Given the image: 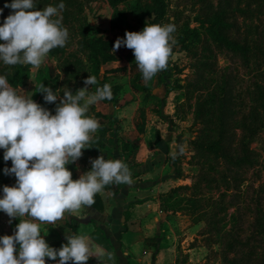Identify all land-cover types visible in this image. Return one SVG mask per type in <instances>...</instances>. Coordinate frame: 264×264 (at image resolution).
Returning <instances> with one entry per match:
<instances>
[{
	"label": "rangeland",
	"instance_id": "374dc122",
	"mask_svg": "<svg viewBox=\"0 0 264 264\" xmlns=\"http://www.w3.org/2000/svg\"><path fill=\"white\" fill-rule=\"evenodd\" d=\"M61 2L65 5L62 25L69 32L66 45L50 50L39 68L27 65L29 76L25 85L17 88L20 94L30 93L36 102L42 94L38 92L39 87L44 84L57 92L59 104L67 88L75 94L85 86L88 76H94L97 84L89 85V92L102 87L101 81L110 85L112 101L108 108L113 110L112 125L118 130L130 132L135 118L140 119L139 130L147 120L151 122L148 117L154 123L167 121L165 118L174 121L182 142L181 154L174 159L176 171L183 178L181 184L199 182L197 185L205 197L213 200L207 217L197 223L192 224V217L185 214L187 223L194 225L187 233L194 238L190 244L201 247L196 258L203 264H230L231 259L261 264L264 254V0H165L161 17L154 10L153 0H126L116 6H111L109 0H34L37 10L58 6ZM0 9L4 16L2 25L13 10ZM222 14L231 24V39L254 48L244 61L215 44L198 22L199 19L207 22ZM167 23H174L176 29L172 33L175 41L172 54L167 68L146 83L133 50L132 57L124 45L113 52L114 44L118 38L123 40L127 31L139 32L146 24ZM187 24L197 26L200 34L190 42L186 40L185 47L178 39L185 37ZM97 37L111 40L113 44L109 49L112 58L101 62L95 74L90 50L83 41ZM7 73L13 71L0 61V75ZM228 86L234 87L239 101L231 128H236V135L247 134V125L251 124L257 125L258 132L249 146L252 165L245 164L240 169V187L224 192L227 187L222 173L224 161L206 154L197 144L206 141L215 131L205 120L222 113L223 106L214 100L226 95ZM98 104L107 103L90 106L88 116H93ZM122 120H128L123 121L125 128H121ZM117 137L119 134L114 139ZM124 146L132 149L131 145ZM3 161L4 154L0 153V179L5 174ZM232 183L235 182L231 179ZM233 239H241L246 244L230 250L227 245ZM253 248L255 255L250 253Z\"/></svg>",
	"mask_w": 264,
	"mask_h": 264
},
{
	"label": "clouds",
	"instance_id": "9594fccd",
	"mask_svg": "<svg viewBox=\"0 0 264 264\" xmlns=\"http://www.w3.org/2000/svg\"><path fill=\"white\" fill-rule=\"evenodd\" d=\"M5 7L13 10L0 25V61L5 65L39 68L50 50L66 45L69 32L62 25V2L37 10L34 0H12ZM175 30L174 23L146 24L142 31H127L125 39L118 38L113 52L122 45L133 50L147 83L167 68ZM96 84V77L88 76L75 94L67 88L52 114L32 94H20V89L0 75V148L5 150L4 160L12 162L5 174L16 177L15 186L3 187L0 211L10 218L19 217L15 233L0 237V264H46L45 258L58 259V264H87L90 257L106 255L86 235L66 236L67 243L59 249L50 247L41 236L42 224H55L66 213L91 206L106 185L132 183L124 162L106 160L103 155L75 180L66 167L82 156L100 127L98 120L87 115L90 106L112 98L108 84L90 93L88 86ZM38 92L47 103H55L59 96L44 84Z\"/></svg>",
	"mask_w": 264,
	"mask_h": 264
},
{
	"label": "crops",
	"instance_id": "0c3cea01",
	"mask_svg": "<svg viewBox=\"0 0 264 264\" xmlns=\"http://www.w3.org/2000/svg\"><path fill=\"white\" fill-rule=\"evenodd\" d=\"M43 96L41 94L36 103L55 114L58 102L47 103ZM111 101L105 99L100 102L107 104L97 105L99 108L92 117L102 126L93 134L88 148L82 150V156L66 167L75 180L91 170L92 160L103 155L106 160L124 162L130 169L132 183L106 185L91 206H83L75 214L66 213L55 224H42L41 236L50 247L59 249L67 243L66 236L86 235L106 254L99 260L90 257L87 264H203L196 258L201 247L190 244L194 238L187 236L194 225L188 224L181 212L167 213L160 197L183 181L174 164L182 146L178 127L168 118L154 123V119L148 117L151 122L147 120L141 130L138 129L140 119L135 118L130 132L120 131L112 125L115 115L108 108ZM123 121L128 120L121 121V128H125ZM118 134L119 139H114ZM124 145H131L132 149ZM4 151L0 148L1 154ZM3 163L6 168L12 167L11 160ZM15 185V175L4 174L0 179V198L4 186ZM18 223L19 217L10 218L0 211V237L13 235ZM45 260L46 264H58V259Z\"/></svg>",
	"mask_w": 264,
	"mask_h": 264
},
{
	"label": "trees",
	"instance_id": "16d2710c",
	"mask_svg": "<svg viewBox=\"0 0 264 264\" xmlns=\"http://www.w3.org/2000/svg\"><path fill=\"white\" fill-rule=\"evenodd\" d=\"M122 1L126 0H109L111 6H116ZM164 1L165 0H153L154 10L158 13L159 17H161V15L164 13ZM11 2L12 0H0V7L6 8L5 4H10ZM3 19L4 16L0 13V23ZM198 22L206 30L210 39L231 56H236L241 61H244L246 55L253 51V47L239 44L231 39L232 27L231 24L226 22L225 15H218L213 19L207 20V22L199 19ZM184 34L185 37H179L178 40L183 44V46L186 47V40H189L190 42L198 38L200 31L197 26L191 27L189 24H187L184 27ZM124 38L125 37H123V39ZM83 44L90 50V59L92 61L91 63L93 70L96 74L98 72L100 63L112 58L111 54L109 53V49L113 42L111 40L107 41L97 37L94 39H84ZM128 51L132 57L133 55L131 49H128ZM10 70H12L13 73H7L6 75L9 84L14 88L25 85L29 76L27 65L17 64L14 66H9V71ZM104 84L105 83L101 81V86ZM235 94L236 91L234 87L228 86L227 94L224 96L222 95L221 97H218L214 100L215 104H219L220 107L223 106L222 113L218 116L212 117L211 120H205V122L211 124L212 128L215 129L216 132L213 130L214 132H212L206 141L197 144V146L201 148L206 154L224 161L226 166L223 170L224 172L222 173L227 184L224 192H227L231 188L238 189L240 187V169L245 164L248 166L252 165L249 146L250 141H252V138L258 132L257 125L250 126L251 124L247 125V134L246 132L245 134L241 132L240 135H236V128H231L230 123L232 118L234 117L235 112L239 109H237V103L239 101H237L235 98ZM252 122H254V120ZM1 165L5 168L3 162H1ZM231 179L235 183L231 184ZM197 183L199 182L195 181L191 185L181 184L171 188L167 193L161 195L160 197L165 206V211L170 214H175L176 212H181L183 215L186 214L189 217H192L190 221L192 224H195L198 221L206 218L208 215V210H210L212 206L213 200L212 197H205L201 186H198ZM233 240V242H230L227 245V248L230 250L236 249L238 246L241 247L246 244L241 239ZM253 249L254 251H250L251 255L256 254V249ZM248 258L251 257L248 255ZM230 264H250V262L231 259ZM261 264H264V254Z\"/></svg>",
	"mask_w": 264,
	"mask_h": 264
},
{
	"label": "water",
	"instance_id": "95a60500",
	"mask_svg": "<svg viewBox=\"0 0 264 264\" xmlns=\"http://www.w3.org/2000/svg\"><path fill=\"white\" fill-rule=\"evenodd\" d=\"M81 220H83V219H81Z\"/></svg>",
	"mask_w": 264,
	"mask_h": 264
}]
</instances>
